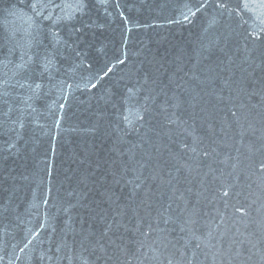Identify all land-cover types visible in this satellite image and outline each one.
Listing matches in <instances>:
<instances>
[{"label": "water", "instance_id": "1", "mask_svg": "<svg viewBox=\"0 0 264 264\" xmlns=\"http://www.w3.org/2000/svg\"><path fill=\"white\" fill-rule=\"evenodd\" d=\"M0 264H264V0H0Z\"/></svg>", "mask_w": 264, "mask_h": 264}]
</instances>
